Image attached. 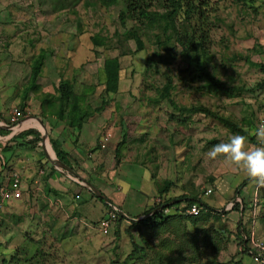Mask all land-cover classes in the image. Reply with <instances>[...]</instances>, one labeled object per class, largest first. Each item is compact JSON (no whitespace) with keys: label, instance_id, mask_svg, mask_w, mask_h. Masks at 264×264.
Returning a JSON list of instances; mask_svg holds the SVG:
<instances>
[{"label":"crops","instance_id":"crops-1","mask_svg":"<svg viewBox=\"0 0 264 264\" xmlns=\"http://www.w3.org/2000/svg\"><path fill=\"white\" fill-rule=\"evenodd\" d=\"M7 22L0 16V184L16 175L21 197L5 202L0 211V264H13L12 255L18 249L32 255L38 250H47L42 240L47 233L63 232L70 236L83 233L89 244L95 239L96 248H104L107 244L109 231L102 235L96 226L97 221L107 215V210L91 197L92 192L86 186L73 182L68 177L72 176L70 173L50 164L45 146L50 149V155H54L50 141L66 154L65 165L77 177L96 187L111 210L118 209L127 218L142 219L148 214H144L145 210L163 200L154 210L165 207L163 212L167 215L180 213L189 203H197L201 213L219 216L223 231L228 238L234 237L233 243L240 251L247 250L244 235L250 231L264 239V186L249 180L243 169L231 166L223 157L212 159L208 155L214 145L228 142L233 135L244 136L247 149L260 146L253 130L258 123L264 124V97L252 99L254 110L248 114V119L244 118L247 115H242L241 122L237 121L242 134L228 129L216 132L198 127L197 140L201 142L192 146L196 155L190 160L184 147V132L185 128H190L193 116L183 113L187 111L179 112L178 109L185 106H179L178 100L173 98L172 90H176V84L173 83L169 91L173 105L166 100L156 102L154 97H145L140 91L139 97L133 93L135 98L132 99L130 88H120L119 82L115 89L103 84L100 73L103 60L98 62L99 68L94 74L88 71L89 81H85V76L81 70L76 71V67H72L67 75L65 61L63 67L55 65L56 60L60 63L62 59L57 55L58 49L68 57L75 43H68V39L59 48L62 44L59 33L65 34L61 26L46 32L47 21L38 17L35 26L39 33L30 38L14 35ZM55 31L58 34L55 35ZM56 42L61 44L56 46ZM89 56H93L92 52ZM38 57L42 63L33 78ZM62 80L71 82L74 94L81 95L85 91L82 104L87 107V115L77 128L69 125L65 115L59 117L57 114L60 105L56 98L57 87ZM132 89L137 90L136 87ZM263 89H258L256 94L264 95ZM162 102L165 104L164 120L160 116L154 120L155 115H144L140 111L141 106H146L147 111L154 106L156 110L157 105L162 107ZM12 107L21 111L20 123L15 127L9 120ZM213 117L220 122L217 116ZM129 119L135 124L134 130L127 128ZM28 129L39 133L35 145L27 143L33 135L15 137ZM105 130L110 132V137L101 148L98 142ZM158 132L164 137L160 139L164 154L159 157L154 154L156 142L152 143L157 141ZM151 135L154 137L148 139ZM208 135L210 139L204 145ZM118 143H121L122 159L115 163L114 150ZM166 185V191L160 193ZM206 189H210L208 194H204ZM254 194L257 212L252 216ZM128 221L132 222L124 218V223ZM235 223L239 224L238 232ZM32 228L35 229L33 232ZM25 232L27 235L34 232L44 235L36 239ZM245 257L249 259L246 262L253 264L248 253Z\"/></svg>","mask_w":264,"mask_h":264},{"label":"rangeland","instance_id":"rangeland-1","mask_svg":"<svg viewBox=\"0 0 264 264\" xmlns=\"http://www.w3.org/2000/svg\"><path fill=\"white\" fill-rule=\"evenodd\" d=\"M86 1L91 3L92 0H0V5L4 8L2 11L0 10V16L9 21L6 24L12 28L14 35L18 34L22 37L34 38L37 36L39 30L35 26V22L38 17L47 21L44 25V31L46 29V32L56 29L57 26H61V30L65 34L59 33L62 43H59V45L61 44L59 48L68 39V43L73 44V41L75 43L68 57H65V53L58 49L57 55L62 59L60 63L56 60L55 65L63 67L66 62V69L64 70H66L65 73L67 75L70 73L72 67H76V71L81 70L83 76H85V81L90 80L88 71H92L94 74L104 57L126 52L127 54L119 58V83L122 89L127 90L130 88L129 97L132 99L135 98L133 93L136 94V97H139V91L145 97H155L156 88L164 83L166 76H169L172 84H176V90H172V93L173 98L178 100L179 106L183 105L187 108L202 105L212 111L215 116L226 118L238 125L237 121L241 122L242 115H247L244 118L248 119V114H251L254 110V100L252 101V99L257 100L260 97H264V95L256 94L258 89H255V83L264 79V67L253 65V63L264 65V0H245L243 3L240 0H207L209 20L212 23L209 31V52L211 56H209L208 60L203 61L205 64L204 69L210 75L212 74L221 81H225L229 87V94L208 91L202 80L191 79V74L185 71V63L181 55H178L177 48L175 58L170 60L168 67L157 62L156 52H165L173 46V41L156 45L153 42V36L142 37L141 49L134 51V42L126 40L123 35L124 28L129 27L131 22H126L125 26H122L117 19L118 11L121 9L122 4H112L105 7L96 3V6H92L91 4H87ZM70 9L75 11V13ZM77 21L81 24V32L79 34H77L78 28H76ZM54 34H58L57 31ZM104 42L105 44L106 42L109 43L110 47L105 48ZM55 45L59 46L58 42ZM91 52L92 57L89 56ZM237 55L241 57H237ZM192 73L195 74V72ZM134 87L137 88L136 91L132 89ZM161 106L157 105L156 110L153 106V109L150 111H147L146 106L139 108L141 112H144V115H155L153 117L154 120L157 116H160L164 120V102L161 103ZM183 113L193 116V120L189 123L190 128H185L184 132L186 154L190 160H193V157L196 155L193 147L198 142H201L197 140L196 130L198 127L202 126L205 129L215 130L216 132L227 130V128L220 122H216L213 119L215 117L212 115L201 112ZM170 116L172 115L170 114ZM127 123L129 130L135 129L132 119H129ZM160 132L155 137L158 138L157 141L152 142H156V147L153 149L154 154L158 157L164 154V144L160 140L164 137L163 135H159ZM154 135L149 136L148 139H151ZM206 137L208 138L205 139L204 145L210 139L209 135ZM77 181L80 182L78 179ZM75 183L82 187L84 186L82 183ZM159 186L157 185V188ZM262 207L264 209V204ZM209 224H211V219L208 220L206 228L210 229L208 231L209 234L212 235L214 233L213 239L216 235L217 237L222 236L221 241L218 242L220 250L214 254L212 251L207 250L201 244V241L196 240L195 246L198 247V250L202 248L206 249L204 252L205 256L199 254L198 258L193 262L190 261L189 264H206L209 260L208 258L213 256L217 263L234 264L235 261L240 260L241 264H251L250 261L246 262L249 259L233 243L234 237L228 238V235L223 231V224H220V219L213 223V227L209 226ZM123 225V227L121 225L119 227V230L122 232L121 236L115 240L113 238L115 225H112L106 239L107 244L101 249L95 247V239H92V243L89 244L86 235L83 233H74L71 236L63 232L59 234L47 233L42 238L44 247L50 255L48 259L45 258V263L120 264L119 262L123 259L124 254L130 249V240L125 232L123 234L127 223ZM238 228L239 224L235 223V231L238 232ZM213 229L221 231L220 233L218 232L220 236L218 234L215 235ZM34 230L32 228L31 232ZM187 231L189 233L193 231V228L188 225L186 226ZM138 232L148 241L152 249L162 248L165 251L161 246V240H159L161 237L169 239V242L171 240L175 241L173 239L175 237L174 234L168 235L163 233L155 235L152 230H149L145 226L131 229V233L136 240H138ZM25 235H27L26 232ZM39 235L44 234L40 232ZM39 235L34 232L28 233L27 236L40 239ZM30 245L28 242V246ZM56 248L58 249L56 250ZM185 248L187 254H190V249L186 246ZM17 251H20V249ZM15 256L21 258L19 264L23 263L21 261L25 255L15 252L12 257L15 258ZM151 256L152 250H149L143 261H131L126 264H146ZM187 259L185 258L186 261ZM114 260L116 262L112 263Z\"/></svg>","mask_w":264,"mask_h":264},{"label":"trees","instance_id":"trees-1","mask_svg":"<svg viewBox=\"0 0 264 264\" xmlns=\"http://www.w3.org/2000/svg\"><path fill=\"white\" fill-rule=\"evenodd\" d=\"M240 1L243 3L245 0ZM86 3L91 4L92 6H96V3H99L101 6L105 7L112 4H122L121 9L118 11L117 19L122 26H125L126 22H131L129 27L126 29L124 28L123 35L126 40H132L134 42V51L141 49L142 37L153 36V42L156 45H162L168 41H173V46L168 48L165 52H156L157 62L168 67L170 60L175 58L177 48L178 55H181L182 60L185 63V71L191 74V79L202 80L208 91L229 94V87L226 82L223 80L221 81L212 74L210 75L204 69L205 64L203 61H206V59L208 60L209 56H211L209 52V31L212 23L211 20H209L210 17L208 15L207 0H92L91 3H88L87 1ZM71 11L75 13V11ZM76 26V28H78L77 34H79V32H81V24L77 21ZM108 47H110V45L106 42L105 48ZM124 54L127 53L122 52L103 58L100 73L103 84H105L107 88H116L120 76L119 58ZM233 57L235 58V56ZM237 57L241 56L237 55ZM41 61L40 57L36 59L32 72L33 78L36 76L37 70L41 66ZM253 65L264 67L263 64L259 63H253ZM192 72H195V74ZM263 87L264 79L255 83V89H261ZM171 88L172 80L169 76H166L164 83L155 90L156 95L154 99H156V102L166 100L173 105L169 100V91ZM84 92L81 95L74 94L72 92V84L68 80H62L57 87L58 96L56 98L60 102L57 114L59 117L65 115L69 120V125L76 128L81 125L83 117L87 115V107L85 104H82ZM178 110L201 112L214 116L212 111L202 105L187 108L181 107ZM216 118L228 130L239 134L244 133L235 123L228 119L218 116ZM26 135H33V139H29L27 143L35 145L36 141L39 139V133L31 129L20 132L15 137L23 138ZM120 144L121 143H118L114 150L115 163H118L122 159L121 147H119ZM50 145L55 157L62 163L67 164L65 159L66 154L60 150L58 145L54 141H50ZM167 187L168 185L161 188L160 193L166 191ZM90 195L93 199L103 204L107 213L111 211L110 207L104 203L100 197L93 193H90ZM162 202H158L154 207L145 210L144 214H149L145 218L138 221L127 222L123 234L125 232L130 240V249L124 254L123 259L119 262L120 264H126L131 261L141 262L146 258L149 250H152V256L146 264H189L190 261L193 262L196 260L199 254L205 256L204 252L206 249L212 251L214 254L220 250L218 242L221 241L220 239L222 236L218 234V231H216L217 229H213L215 235L218 234L220 236L217 237L216 235L213 239L214 233H212V235L209 234L208 231L210 229L206 228L209 219H211V224H209L211 227H213L214 222L219 220L217 214L210 216L199 212L195 216H190L184 214V209H182V212L180 213L167 215L163 212L165 207L160 210H154L158 208ZM234 208L237 209L236 206ZM123 223L124 217L116 214L113 221V224L115 225L113 232L114 240L121 236L122 232L119 230V227ZM186 224H189V226L193 228V231L189 233L186 232ZM140 226L147 227L149 230H152L155 235H161L163 233L168 235L174 234L175 237L173 239L175 241L171 240V242H169V239L161 237L162 239L160 238L159 240H161V246L165 251H163L162 248L152 249L148 241L140 232H138V240L134 239L131 229ZM196 240L201 241V244L204 245L206 249L202 248L201 250H198V247L195 246ZM185 246L190 249V254H187ZM241 251L242 253L247 254L245 249ZM15 252H20V254L25 255L21 261L23 263L20 264H46L45 258L48 259L50 257L47 250H38L33 255L24 249ZM184 257L188 258L187 261ZM20 259L19 256H15V258L12 259V263L19 264ZM208 259L209 260L206 264H222L217 263L214 256ZM115 262L116 260L112 261V263ZM234 264H241V261L237 260Z\"/></svg>","mask_w":264,"mask_h":264},{"label":"built area","instance_id":"built-area-1","mask_svg":"<svg viewBox=\"0 0 264 264\" xmlns=\"http://www.w3.org/2000/svg\"><path fill=\"white\" fill-rule=\"evenodd\" d=\"M262 114H264V107L262 108ZM9 120L12 123V126L15 127L17 124L20 123L21 120V111L17 107H12L10 109V115ZM262 124L258 123L257 127ZM110 137V132L108 130H105L98 142L99 147L103 148L108 139ZM51 164V163H50ZM49 164V165H50ZM52 165V164H51ZM70 179L74 180L75 182L81 184V182H78L76 177L68 176ZM210 192V189H206L204 194H208ZM21 197V191L19 188V179L15 175L10 179V181H7L5 183L0 184V211L5 202L11 199H19ZM200 206L197 203H190L184 210L183 213L190 216H195L200 212ZM251 210L252 216H255L257 212V199L256 195L254 194L251 198ZM116 212L115 210H111L107 213L106 216L101 217L97 223L96 226L102 235H106L115 219ZM244 241L247 243V253L249 254L252 263L253 264H264V239L258 238L253 235V233L250 231L247 235H244ZM244 246V245H243Z\"/></svg>","mask_w":264,"mask_h":264},{"label":"clouds","instance_id":"clouds-1","mask_svg":"<svg viewBox=\"0 0 264 264\" xmlns=\"http://www.w3.org/2000/svg\"><path fill=\"white\" fill-rule=\"evenodd\" d=\"M253 134L260 146L247 149L246 138L233 135L228 142L214 145L208 155L212 159L223 157L231 166L243 169L249 180L264 186V124L254 129Z\"/></svg>","mask_w":264,"mask_h":264},{"label":"water","instance_id":"water-1","mask_svg":"<svg viewBox=\"0 0 264 264\" xmlns=\"http://www.w3.org/2000/svg\"><path fill=\"white\" fill-rule=\"evenodd\" d=\"M41 127L42 126V123L39 121ZM45 138V133L42 134V139ZM49 162L54 165L55 167L57 168H60L64 171H66L67 173H70L72 176L76 177L81 183L82 185L86 186L94 195L100 197L102 200L108 202L106 200V198L98 191V189L96 187H94L91 183L87 182L86 180L80 178V177H77L76 173H74V171L69 168L67 165H65L64 163H62L61 161H59L56 157H54V155H52L51 157L48 158ZM116 214L130 220V221H137V220H140V219H137V218H127L120 210H115Z\"/></svg>","mask_w":264,"mask_h":264},{"label":"bare ground","instance_id":"bare-ground-1","mask_svg":"<svg viewBox=\"0 0 264 264\" xmlns=\"http://www.w3.org/2000/svg\"><path fill=\"white\" fill-rule=\"evenodd\" d=\"M46 146V149L48 150V152H49V148L47 147V145H45ZM49 156L51 157V155H50V152H49Z\"/></svg>","mask_w":264,"mask_h":264}]
</instances>
